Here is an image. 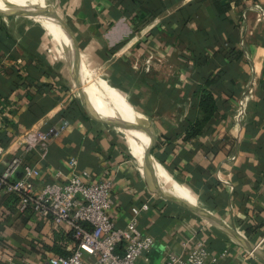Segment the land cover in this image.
Listing matches in <instances>:
<instances>
[{"label": "crops", "instance_id": "crops-1", "mask_svg": "<svg viewBox=\"0 0 264 264\" xmlns=\"http://www.w3.org/2000/svg\"><path fill=\"white\" fill-rule=\"evenodd\" d=\"M63 122L44 159L26 155L29 181L63 182L70 158L110 181V219L140 208L153 240L137 264L197 242L216 264H264V0H0V171L24 133ZM19 206L0 193V264L56 256L68 228Z\"/></svg>", "mask_w": 264, "mask_h": 264}, {"label": "built area", "instance_id": "built-area-1", "mask_svg": "<svg viewBox=\"0 0 264 264\" xmlns=\"http://www.w3.org/2000/svg\"><path fill=\"white\" fill-rule=\"evenodd\" d=\"M66 128L67 124L63 122L46 132L24 133L20 138L22 152L11 156L0 171V193L19 197V211L31 207L39 216L72 231L75 242L72 253L68 257L47 256L40 264H137L142 254L151 249L153 240L137 232L140 208H131L124 228H118L110 219L108 211L113 204L110 181H91L89 173L79 169L74 158L67 160L70 172L63 182L46 185L38 192L29 181L39 177V171L25 162L26 155L35 152L44 159L50 139L59 136ZM20 168L24 170L25 178L14 180L13 175ZM61 176L56 173L55 179ZM246 257H253V251ZM217 261L203 242H197L188 257L178 259L168 255L164 264H216Z\"/></svg>", "mask_w": 264, "mask_h": 264}, {"label": "trees", "instance_id": "trees-1", "mask_svg": "<svg viewBox=\"0 0 264 264\" xmlns=\"http://www.w3.org/2000/svg\"><path fill=\"white\" fill-rule=\"evenodd\" d=\"M215 107L214 100L212 96L206 92L203 91L201 93V100H200V109L203 113H206L208 116L212 113L213 109ZM204 122H196L190 127V132L193 134H198L201 127L203 126ZM13 197L15 196V199L18 197L16 195H12ZM70 245L69 247H67ZM75 248V242L72 238V231L70 229H67L65 232V237L60 243H54L50 247V250L55 253L57 256H63V257H68L73 249ZM70 249V250H69Z\"/></svg>", "mask_w": 264, "mask_h": 264}, {"label": "water", "instance_id": "water-1", "mask_svg": "<svg viewBox=\"0 0 264 264\" xmlns=\"http://www.w3.org/2000/svg\"><path fill=\"white\" fill-rule=\"evenodd\" d=\"M76 59L77 60H79V57H78V55L76 56ZM80 89H82L81 88V86H80ZM81 92H82V90H81ZM86 113L91 117V118H93V119H96V115H95V113L92 111V109L90 108V106L89 105H87V107H86ZM128 129L130 130V131H138V126L135 124V123H129L128 124ZM252 252V251H251ZM254 254V253H253Z\"/></svg>", "mask_w": 264, "mask_h": 264}]
</instances>
